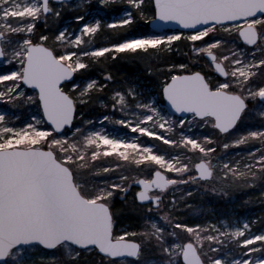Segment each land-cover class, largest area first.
Masks as SVG:
<instances>
[{"label":"snow or ice","instance_id":"snow-or-ice-1","mask_svg":"<svg viewBox=\"0 0 264 264\" xmlns=\"http://www.w3.org/2000/svg\"><path fill=\"white\" fill-rule=\"evenodd\" d=\"M124 2L130 9L108 27H130L138 16L153 32L90 47L101 20L86 21L83 14L74 20L84 23L58 29L51 44L48 34L35 35L37 21L47 26L50 15L59 18L65 7L85 8L90 0H0V62L13 66L0 70V101L38 109L19 124L13 121L20 116L0 111V264H80L86 252H95L100 264H264V232L245 236L247 221L242 227L225 221L221 227L174 216L178 207L191 206L181 202L197 191L184 189L177 197L179 184L227 195L231 187L264 178V0ZM171 24L183 30L160 31ZM221 32L225 35H217ZM182 39L192 42L193 65H166L157 95L149 85L132 82L113 91L110 105L99 100L111 111L95 117L78 112L93 90L107 87L85 78L93 62L106 53L115 58L138 50L147 54L150 48L171 51ZM199 63L213 70H196ZM104 78L114 79L111 72ZM257 119L259 127L240 131L245 121ZM105 122L124 129L109 130ZM197 124L210 125L216 135L188 134ZM177 126L187 131L178 139L166 134ZM143 136L176 151H161ZM251 140L260 146L228 153ZM218 147L223 156L214 155ZM108 157L115 160L97 163ZM144 170L148 175H140ZM130 191L143 225L117 235L115 199L127 202ZM232 241L242 255H232ZM148 253H159L160 259Z\"/></svg>","mask_w":264,"mask_h":264},{"label":"trees","instance_id":"trees-1","mask_svg":"<svg viewBox=\"0 0 264 264\" xmlns=\"http://www.w3.org/2000/svg\"><path fill=\"white\" fill-rule=\"evenodd\" d=\"M135 13V10L133 11ZM79 14V11H68L62 12L59 18L50 16L48 18L47 26L45 24L40 25L37 29V35L39 36L42 33L49 35V43H52V38L56 34L57 30L64 26V22L71 20L75 15ZM148 23L140 19L138 16L136 22L129 26L117 27V28H108L104 29L103 27L98 31L94 37V42H97L101 45L102 41H105V44L110 45L112 43L119 42L129 36H140L145 35L149 31ZM181 42V41H180ZM181 50H183V46ZM178 47V46H177ZM180 55V54H179ZM101 62H93L91 67L85 73V78H95L98 82H104L107 84V87L103 92H98L93 90L92 100L88 104L79 105L78 112L83 111L85 116H98L104 111L103 107L99 106V100H103L106 103L108 102L109 95L113 89H123L129 82H146L149 86H159L163 79L164 74L167 73L166 65L168 64H180L184 59L183 57L176 56V54L171 52H157L155 55L153 51H148V53H143L138 51L137 53H118L113 58L110 54H105V57L99 58ZM148 68H152L153 72H149ZM210 68V67H209ZM196 70L205 69L202 67L196 68ZM211 71V69H210ZM209 71V72H210ZM111 72L114 79L112 81H105L104 73ZM206 72V71H205ZM154 74L156 76H154ZM77 79H80L79 74H77ZM157 82V83H155ZM160 87L157 89L159 93ZM257 140H251L249 143ZM247 145V144H245ZM243 145V146H245ZM170 148V147H169ZM234 150V149H233ZM241 150V149H238ZM235 150L234 152H237ZM233 152V151H232ZM264 186V178L256 180L254 187L248 186H235L228 189L230 195H235L239 200V207L241 212L253 213L261 215V220L259 227L264 225V206L260 204L258 199L262 193V187ZM250 189V190H249ZM182 192L184 189H179ZM200 192L193 193L192 197H188L186 201H182L181 204L188 203L191 206L199 207L200 205L205 207V213L201 212L197 218H206L208 219L211 215V211L218 214H226L228 211V204L225 203L226 199L221 196H212L208 193L201 194ZM182 195V193H180ZM134 193L130 191L128 193L127 202L122 200L119 196L115 199V211H116V234H120L121 230L128 231H139L140 227L143 225V221L139 219V216L142 214V211L138 212L136 209L139 207L138 204H133ZM189 210L187 207H178L175 212V217H182L188 214ZM186 222V221H184ZM180 232L179 230H177ZM137 238V237H132ZM181 240L185 239V236L182 234L180 237ZM148 256L155 255L160 258L159 253H148ZM80 264H100V257L96 255L95 252L89 253L87 255H82L80 258Z\"/></svg>","mask_w":264,"mask_h":264},{"label":"rangeland","instance_id":"rangeland-1","mask_svg":"<svg viewBox=\"0 0 264 264\" xmlns=\"http://www.w3.org/2000/svg\"><path fill=\"white\" fill-rule=\"evenodd\" d=\"M71 3L77 4V3H79V0H73V1H71ZM128 9H130V6L127 5L124 2V0H111V2L108 5H101L99 3V0H90V3L87 4L85 8H69V7H65L62 12H65V11L66 12H68V11H79V14L85 15L86 21H91L93 17L99 18L101 20V28L103 27L104 29H108V28H110V27H108V24L111 23L115 19H119L123 15L124 11L128 10ZM132 11H134V9H132ZM84 22L85 21L77 22L73 18L71 20L65 21L64 22V26H69L70 25L72 28H75L77 26V24H82ZM42 24H44L43 21H37V26H36V30H35V35L36 36H38L37 35V29ZM152 32L153 31L149 30V31H147L146 34H150ZM163 32H167V31H163ZM217 35L223 36L225 34L221 32V33H219ZM234 35L235 34L233 33V36ZM85 39H89V37H85ZM205 39H207V38H205ZM196 43L200 44L201 42L197 41ZM179 44H181L184 47L183 50H181V46H179ZM191 44H192L191 41H188L186 39H182L181 42L179 41V42L175 43V45H174V47H173V49L171 51H166V52L174 53V54H176V56H179V57L182 56L184 60L181 63L188 64L191 67L193 65V60H192V57H191V53L189 51ZM104 46H108V44L107 45L105 44V41H102L101 45H100L99 43L94 42V38H92L90 47H104ZM150 50L153 51L154 55H155L156 51L157 52H161V53L165 52V51H161V50H153L151 48L149 49V51ZM138 51H140V50H138ZM217 51H218V54H219V53H223L224 50L223 49H219ZM140 52H142V51H140ZM123 53H126V52H123ZM129 53H132V52H129ZM116 54H118V53H116ZM88 59L95 60V58H88ZM12 67H13L12 65L3 64L2 62H0V70H10V69H12ZM195 67L196 68H198V67L202 68L203 67L206 72H209L210 69L212 71V68H209L206 63L196 64ZM175 70L176 71H180L179 69H175ZM166 71H168V69H166ZM154 76H156V75L154 74ZM133 82H135V81H133ZM5 83H11V81H8V82H5ZM130 83H132V81L129 82V84ZM137 83H140L141 85H148L146 82L141 83V82L137 81ZM155 83H157V82H155ZM129 84L126 85L123 89L127 88L129 86ZM3 87H4V85L0 84V89H2ZM158 88H159V86H156V85L155 86H150L151 93L153 95H157L158 94L157 93V89ZM114 90H116V89H113L111 94L109 95L108 102H107V104H109V105L112 103V93H113ZM24 91H26L29 95L33 94V91H31V90H29V89H27L25 87H24ZM99 106L102 107L100 103H99ZM0 111L12 112V113H15L18 116H20V120L13 121V123L19 124L20 121L26 120L28 118L29 113L36 112V111H38V109L36 108L35 105H32V104H21L19 106H15L14 107L9 102L0 101ZM106 111H111V109H105L104 108L103 112H106ZM116 115H120V114L116 113ZM93 117H95V116H93ZM150 124H151V122H149V125ZM105 125H106V127L109 130H112V129H116V130L124 129V126L112 125V124H108V122H105ZM259 126L260 125H259V120L258 119L257 120L245 121L242 125H240V131L243 132V131H246L249 128H255V127H259ZM157 130L161 131V132L165 131L164 129H157ZM182 130L187 131L186 129H181L179 126H177L176 131L174 133H166V134L167 135H172L174 138L178 139L179 138V132L182 131ZM127 131H130V130H127ZM216 131L217 130H214L210 125L200 126V125L197 124L196 126L192 127L191 132H189L188 134L202 138L204 135H213V136H215L216 135ZM141 139L143 141H145V142L155 143L158 146V149L161 150V151H165V150L169 151V152H175L176 151V149H174L173 146L166 145L162 141H159V140H157L155 138L143 136V137H141ZM219 139H220V142L222 144L223 143V138L220 137ZM259 146H260L259 145V141H254V142L252 141L251 143H248L245 146L241 145L239 147L229 148L227 151H228V153H233L235 150H238V149H241V150H244V151H248V150H251V149L259 147ZM241 150H238V151H241ZM224 152H225V150L222 147H218L217 150H216V153L214 155L223 156ZM232 158L235 159V157H232ZM114 160H115V157L102 158L97 163L107 164V163L113 162ZM119 162L121 164L124 163L123 161H119ZM140 175H148V171L144 170V171L140 172ZM169 175L170 176H177V174H175V173H169ZM176 187L178 189H189V190L196 189L201 194L208 193L209 195H212V196H214V195L215 196H221L222 198L226 199V201H224V202L229 205L228 206V211H226V214H224V215L223 214H218L217 215L216 213L214 214V212L211 211V215H210V217L208 219H206L204 217L199 218V219L197 218V216H199L201 214V212L205 213L206 210H205L204 206L200 205L198 208L194 207V206H190V207H187V209L189 210L188 214H186L185 216H182V217H178L181 221H183V222L186 221L189 224H197L198 223V224H202V225H208V224L215 223V224H217V225H219L221 227H223L225 221H227L229 226H232V227H237V226L242 227L243 223L245 221H247L250 224L251 227L248 230L245 231V236H248V235H251V234H255V233L264 232V225L262 227H259V223H260V220H261V215H259L260 212L258 214H255V215L253 213L241 212L240 211L241 208L239 207V203L240 202H239V200L237 199V197L235 195H230V193H228L227 195H224V194H221V193H212L210 190L201 188L199 185H196V184H179ZM248 187L249 188L250 187H254V184L253 185H249ZM180 193H182V192H180V190H178V191L175 192V195L177 197H179V196H181ZM258 199L260 200V204L264 206V186L262 187V193H261V195H260V197ZM165 203H167V198L165 200ZM263 211H264V209H263ZM152 215H157V214L156 213H152ZM177 230H179L180 232L182 231L180 229H177ZM255 243L259 244L260 242H255ZM206 247H207V242H205V249H206ZM228 247L231 248L232 255H235V256L242 255L241 248L236 245L235 241H232L228 245ZM225 252H227V249H225ZM46 253L47 254H52V253H55V250H46ZM87 254H89V253L86 252L83 255H87ZM260 254L261 253L257 252V253H251L250 255L257 256V255H260ZM211 255H216V254L215 253H211ZM229 258H231V256ZM156 259L159 260L160 258L156 257ZM44 264H49V262L46 261V262H44Z\"/></svg>","mask_w":264,"mask_h":264},{"label":"water","instance_id":"water-1","mask_svg":"<svg viewBox=\"0 0 264 264\" xmlns=\"http://www.w3.org/2000/svg\"><path fill=\"white\" fill-rule=\"evenodd\" d=\"M71 1H72V0H71ZM149 28H150L151 31H153L154 26H152V25L149 24ZM169 29H173V30H183L179 25L171 24V25H164L160 31H161V32H163V31H168ZM25 88H27V89L33 91L30 87L25 86ZM176 115H177V116H180L181 114H176ZM187 115H190V114H187ZM137 203H138V202H137Z\"/></svg>","mask_w":264,"mask_h":264},{"label":"flooded vegetation","instance_id":"flooded-vegetation-1","mask_svg":"<svg viewBox=\"0 0 264 264\" xmlns=\"http://www.w3.org/2000/svg\"><path fill=\"white\" fill-rule=\"evenodd\" d=\"M138 204V203H137ZM139 205V204H138Z\"/></svg>","mask_w":264,"mask_h":264}]
</instances>
